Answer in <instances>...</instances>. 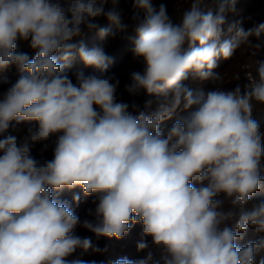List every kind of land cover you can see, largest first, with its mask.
Returning a JSON list of instances; mask_svg holds the SVG:
<instances>
[{
	"label": "clouds",
	"instance_id": "9594fccd",
	"mask_svg": "<svg viewBox=\"0 0 264 264\" xmlns=\"http://www.w3.org/2000/svg\"><path fill=\"white\" fill-rule=\"evenodd\" d=\"M120 2L0 0V72H17L0 90V264H103L85 259L107 251L97 241L136 225L142 255L110 264H264V60L231 87L217 71L242 47L261 48L264 22L227 24L237 0L215 12L184 0L178 16L131 0L143 70L124 100L113 58L77 40L125 32ZM77 58L93 71L73 79ZM76 189L93 198L92 219L75 212L80 194L62 199Z\"/></svg>",
	"mask_w": 264,
	"mask_h": 264
},
{
	"label": "trees",
	"instance_id": "16d2710c",
	"mask_svg": "<svg viewBox=\"0 0 264 264\" xmlns=\"http://www.w3.org/2000/svg\"><path fill=\"white\" fill-rule=\"evenodd\" d=\"M217 0H204L203 7L205 11H212L215 12L216 10L213 8L215 6ZM220 1V0H219ZM261 2L262 5H255V2ZM156 4L159 3H165L167 5V9L170 15H179L180 12L183 11L186 7H188V4L184 2V0H154ZM238 7H241L243 11H247V2H244L243 0H237ZM120 8L123 11V19L126 24L129 25L128 29L118 34L115 38H109L107 40L102 41L98 35L97 31L92 32H86L82 37L77 38L78 41L82 40L85 46L88 49H91L96 46H103L105 52L113 58V63L110 65L108 73L114 74L118 78H122L125 74H127L126 71H121L119 69H123L124 67H129L130 71H142L143 66L142 64H131L134 60L132 58L131 48V37L134 36V29L133 25L130 21V16L132 14V5L131 0H121L120 2ZM247 12H250V19L256 20L254 23H261L264 22V0H253L250 4L249 10ZM252 13L254 14L253 17ZM231 15V14H230ZM253 23V24H254ZM99 24L101 27H107L108 22L104 19H101L99 21ZM254 43H260L262 54L261 56L264 57V37L261 38L260 41H254ZM18 51L27 52L30 56L34 55V53L29 48L28 44L26 42H19L18 43ZM251 51H258L253 48H250ZM220 67V66H219ZM218 69V68H217ZM83 71L85 74H88L92 72L93 70L91 68H86L83 63L77 58L72 62L71 68L67 69L68 74L74 79L75 74L77 72ZM121 71V72H120ZM130 74H127L128 76ZM120 76V77H119ZM17 78V72L15 68H10L8 70H5L3 72H0V90H3L7 88L9 83L13 82ZM121 81V79H119ZM39 145L36 149H34V154H36L39 158ZM46 158H51V151L45 153ZM76 194L81 195V202L78 206L74 205L75 212L78 216H80L81 220L83 219H92V217L88 216V210L95 207L93 204L92 197L84 198L82 192H80L79 189H76L74 191H66L62 194V199L68 200L69 202L72 201L73 196ZM258 196L262 199H264V193L258 194ZM138 227V228H137ZM135 228L136 230H132V232L129 233V235L132 236V240L134 241V245L136 247L137 242L141 238V231H139L140 225H137ZM77 234L81 236H92V233L88 232L87 230L83 228L77 229ZM94 238V237H93ZM114 238L113 239H105L102 238L99 241H97L98 245L101 248H106L107 251H105L103 254L98 255H92V256H86L85 259L89 260H96L98 262H103V264H110L111 261H114L115 259L123 256H127L129 258H135L133 255V252H135L133 249L131 250H124L123 252H120L115 255V249L116 246L114 244ZM123 249V248H121ZM137 258V257H136Z\"/></svg>",
	"mask_w": 264,
	"mask_h": 264
},
{
	"label": "rangeland",
	"instance_id": "374dc122",
	"mask_svg": "<svg viewBox=\"0 0 264 264\" xmlns=\"http://www.w3.org/2000/svg\"><path fill=\"white\" fill-rule=\"evenodd\" d=\"M243 1L247 2L246 8L248 11L250 4L252 3L253 0H243ZM219 3H220V1L217 0L215 3V6L213 7L215 10H217ZM237 5H238V3H236L235 12L227 13V15H226L227 24L238 23L240 26L244 27L245 29L251 27L256 20L254 21V20L250 19L251 13L247 12V11L246 12L243 11V9L241 7H238ZM255 5H262V3L260 1L255 2ZM253 15L254 14L252 13L251 17H253ZM227 24L225 25V28L227 27ZM259 53L262 54L261 50H258L257 52L256 51L253 52L250 50V47L244 46L240 50L237 51V53L235 54V56L231 60H227V61L219 60L217 71H219L224 78V86L231 87L237 82L246 83L249 73H251L254 76L255 75L256 62L258 60H264V57L261 56ZM137 63L138 62L133 61L131 64H137ZM128 68L129 67H124L123 69H119V70H121V71L122 70L123 71L128 70V71H126L127 74H131L133 71H130V69H128ZM127 74L122 76V78L119 76L120 77L119 79H121V81H120L121 82V88H120L119 92L122 95V98L124 100L129 99L127 94L123 93V85L125 83H128L129 78H130V75L126 76ZM236 77H239V81L236 79ZM256 118L261 120L262 123H264V113L258 112ZM34 155H36V154H34ZM256 199H262V198H260L257 195ZM136 227H137V225L132 230H136L135 229ZM139 231H141V227L139 228ZM114 241H115L114 244L116 246V249L114 251L115 255L120 253V252H123L124 250H131V249H133L135 251V252H133V255L135 256V258L142 255V253L137 252L131 235L128 234L125 238H123L121 240L114 239ZM121 248H123V249H121Z\"/></svg>",
	"mask_w": 264,
	"mask_h": 264
}]
</instances>
